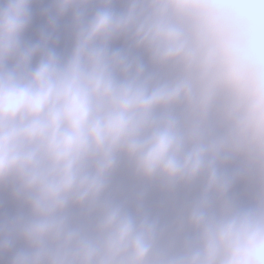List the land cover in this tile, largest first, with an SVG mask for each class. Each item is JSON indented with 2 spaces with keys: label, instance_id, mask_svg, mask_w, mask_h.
I'll return each instance as SVG.
<instances>
[{
  "label": "clouds",
  "instance_id": "1",
  "mask_svg": "<svg viewBox=\"0 0 264 264\" xmlns=\"http://www.w3.org/2000/svg\"><path fill=\"white\" fill-rule=\"evenodd\" d=\"M0 264H264V0H0Z\"/></svg>",
  "mask_w": 264,
  "mask_h": 264
}]
</instances>
